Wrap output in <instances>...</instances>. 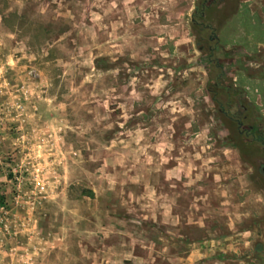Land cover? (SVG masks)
I'll list each match as a JSON object with an SVG mask.
<instances>
[{"label":"rangeland","instance_id":"rangeland-1","mask_svg":"<svg viewBox=\"0 0 264 264\" xmlns=\"http://www.w3.org/2000/svg\"><path fill=\"white\" fill-rule=\"evenodd\" d=\"M200 1L0 0V264H264V0Z\"/></svg>","mask_w":264,"mask_h":264},{"label":"trees","instance_id":"trees-1","mask_svg":"<svg viewBox=\"0 0 264 264\" xmlns=\"http://www.w3.org/2000/svg\"><path fill=\"white\" fill-rule=\"evenodd\" d=\"M218 1L222 2V0H201L200 1V4H199L198 11L196 13V16L203 17V16H205L207 14V12L210 13L211 8L212 9H215L216 7L219 6ZM204 26H205L204 23L203 24H201V22L200 23H197V28H199L201 30V32H202V30H203L202 28ZM207 27L209 28V32L208 33L212 34V32L214 31L213 26L211 24H207ZM202 34H203V39L205 38L206 39L205 41L208 42V43H210V46H209L210 59L212 60V64H213L214 68L216 70H218L219 76H220L223 73L222 67L220 65V61L222 59V57H221L222 51H221V49H219L216 46V44H214V43H216V41L211 40V39L208 38V34L207 33L205 34V32L204 33L202 32ZM213 86L216 89V91H219L221 89H225V87H223L221 85V80L219 78L216 79V84L213 85ZM232 90H234V89H232ZM235 90H237V89H235ZM235 90L233 92H236ZM214 100L216 101V97H214ZM236 100H237V102H239V105H240L241 100L238 97L236 98ZM249 108H250V110L252 108L251 112H253V106L250 105V107H248V109ZM246 113H247L246 112V109H243L242 108V112H238V115H239L238 118L235 120L234 119L235 117H233L232 118V121L235 124V126H236L237 129L239 128V125H240V123H238V121L243 123V127H246V128H248L250 126L253 127L251 129L253 131V134H251L249 136L250 137L249 140L246 141L244 143V145L249 146V147L257 146L259 144L262 145L264 143V129H262L261 127H259V121L262 120V119L261 118L259 119V117H258L257 120L252 121L250 123V125L246 126L245 125V123H246L245 121L247 119V114ZM256 121H258V124H256ZM261 124L264 125V121H262ZM255 132H258V134H259L257 137H255Z\"/></svg>","mask_w":264,"mask_h":264},{"label":"flooded vegetation","instance_id":"flooded-vegetation-1","mask_svg":"<svg viewBox=\"0 0 264 264\" xmlns=\"http://www.w3.org/2000/svg\"><path fill=\"white\" fill-rule=\"evenodd\" d=\"M202 29H203L202 30L203 33L205 32V34L206 33L208 34V38L209 39L214 40V41H216L218 39V35H216V34L213 35V34L208 33L209 32V28L207 27V24H205V26ZM238 116H239L238 112H236V113H234L232 115V118L235 117L234 119L236 120L238 118ZM238 123H240L239 128H238V131L240 132V134L245 135V136H250L251 134H253V131L251 130L253 128L252 126L248 127L249 128L248 129L246 127H243V123L242 122L238 121ZM258 135H259L258 132H255V137H257Z\"/></svg>","mask_w":264,"mask_h":264},{"label":"crops","instance_id":"crops-1","mask_svg":"<svg viewBox=\"0 0 264 264\" xmlns=\"http://www.w3.org/2000/svg\"><path fill=\"white\" fill-rule=\"evenodd\" d=\"M244 1H248V0H244Z\"/></svg>","mask_w":264,"mask_h":264}]
</instances>
